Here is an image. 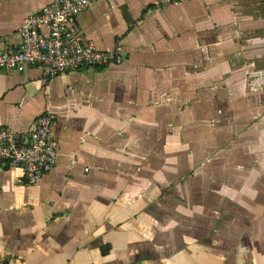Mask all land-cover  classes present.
Instances as JSON below:
<instances>
[{"label":"crops","instance_id":"obj_1","mask_svg":"<svg viewBox=\"0 0 264 264\" xmlns=\"http://www.w3.org/2000/svg\"><path fill=\"white\" fill-rule=\"evenodd\" d=\"M52 0H0V50ZM123 61L0 69V125L53 112L38 184L0 160V264H264V0H102Z\"/></svg>","mask_w":264,"mask_h":264},{"label":"built area","instance_id":"obj_2","mask_svg":"<svg viewBox=\"0 0 264 264\" xmlns=\"http://www.w3.org/2000/svg\"><path fill=\"white\" fill-rule=\"evenodd\" d=\"M102 0H52L30 14L20 29L17 47L0 50V69L22 72L40 69L46 78L82 68H105L123 61L117 51L97 48L84 41L79 17ZM56 115L48 112L35 119L31 129L19 133L0 125V160L20 169V181L38 184L58 164L59 141L52 128Z\"/></svg>","mask_w":264,"mask_h":264}]
</instances>
